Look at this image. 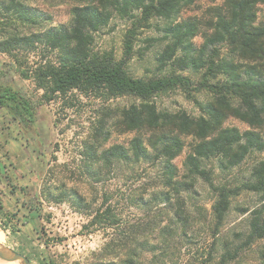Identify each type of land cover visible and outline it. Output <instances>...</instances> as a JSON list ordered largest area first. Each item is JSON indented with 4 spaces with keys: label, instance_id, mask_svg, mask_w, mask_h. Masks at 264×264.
<instances>
[{
    "label": "trees",
    "instance_id": "1",
    "mask_svg": "<svg viewBox=\"0 0 264 264\" xmlns=\"http://www.w3.org/2000/svg\"><path fill=\"white\" fill-rule=\"evenodd\" d=\"M72 1L71 22L47 26L52 22L50 14L21 0H0V53L13 57L21 76L33 80L43 91L40 100L32 101L22 92L2 86L0 110L18 125L30 127L44 102L76 92L103 103L99 126L91 141L83 144L79 163L62 164L58 166L63 169L59 173L54 169L46 172L41 179L38 203L70 204L89 218L86 228L106 230L120 223L110 204L112 197L105 194L101 206L90 210L78 184L86 182L97 191V185L123 165L160 163L166 191L155 199L158 204L170 205L180 226L163 225L164 220L157 215L150 221L127 225L126 235L112 238L104 247L105 259L97 264H166L171 249L167 240L175 233L180 239L187 236L189 228L181 206L177 210L172 207V193L192 191L199 179L209 184L217 195L213 206L215 236L226 222L232 198L243 189L264 198V19H259L264 0H225L221 6L209 8L203 18L184 20H179L182 11L197 0ZM115 16L131 22L120 58L113 51L95 48L97 36ZM154 19L166 22L163 31L167 43L155 59L158 70L166 74L137 77L129 67L136 56L138 35L140 30L152 28ZM198 37L203 39L201 44L196 42ZM40 46L54 53V57L43 58L31 70H24L25 61L19 53L32 54ZM187 72L196 74L197 79ZM177 90L198 105L199 116L185 110L159 109L156 99ZM196 93L207 94V100H198ZM126 97L135 101L124 107L107 105ZM231 119L248 128L241 130L229 125ZM115 133L135 136L127 145L105 146ZM186 138H192L193 143L183 164L186 180L181 181L174 162L183 154ZM254 153L263 157L253 165L250 179L242 188L215 186L205 166L207 161L217 159L223 171H232ZM77 173L80 179L74 178ZM68 174L73 176L67 178ZM140 199L144 206L149 205L143 196ZM4 209L0 196V212L10 224L13 217ZM243 212L250 215L246 236L240 246L225 247L219 264L236 261L244 249L264 240V205ZM5 224L2 222L4 227ZM154 234L160 236V242L151 243L148 238L141 241L142 237ZM124 253L125 259L121 256ZM145 254H153L149 262L144 260Z\"/></svg>",
    "mask_w": 264,
    "mask_h": 264
},
{
    "label": "rangeland",
    "instance_id": "2",
    "mask_svg": "<svg viewBox=\"0 0 264 264\" xmlns=\"http://www.w3.org/2000/svg\"><path fill=\"white\" fill-rule=\"evenodd\" d=\"M26 5L38 8L52 16L49 25L69 24L71 22L72 0H21ZM225 0H197L185 8L179 20L203 18L209 8L221 6ZM259 19H264V5L260 6ZM152 28L140 30L136 42V56L131 61L129 70L137 77L162 76L166 71H159L156 55L162 51L167 41L164 40L163 27L166 22L154 19ZM131 22L115 16L110 26L97 36L96 49L113 51L118 58L123 56V44ZM202 37L196 42L201 44ZM46 56V57H44ZM25 61L24 70H31L43 58L54 57L45 47L40 46L34 53H19ZM14 58L0 53V87H11L25 94L32 101H38L43 95L33 80L24 79L18 72ZM21 72V71H20ZM197 79L196 74L187 72ZM198 100L206 101L208 95L196 93ZM133 98H120L109 102L113 108L131 105ZM160 110L177 112L185 110L192 116L201 114L196 103L180 91L164 94L156 99ZM103 103L87 98L78 93L44 102L36 111V121L30 127L18 125L5 111L0 110V196L5 211L13 219L9 224L0 212V236L2 246L27 256L32 264H97L105 259L104 247L112 238H122L127 233V225L150 221L157 215L164 220L163 225L177 228L179 220L170 205L158 204L155 199L166 191L164 171L160 163L141 162L123 165L110 174L108 179L97 185V191L86 183L78 186L90 204V210H97L103 196L112 197L110 204L116 211L120 223L106 230L98 227L86 228L89 218L74 210L70 204L38 203L41 179L54 169L59 173L62 164H76L80 161V152L85 142H90L94 129L102 118ZM231 126L246 130L248 126L239 120L231 119ZM135 133H115L105 145L114 143L128 144ZM187 146L183 154L175 160L180 170V180L185 179L184 161L191 150L192 138H186ZM263 155L251 154L244 163L232 171H223L217 159L205 163L215 186L226 185L232 189L242 188L250 179L253 165ZM68 174L66 177L71 178ZM78 173L75 179H80ZM85 180V178H83ZM143 196L149 205L143 204ZM217 201L216 192L203 180L196 181L192 191H182L180 195L172 193L171 203L174 210L181 206L183 218H188V235H173L167 242L171 245L166 255V264H219L225 247L240 246L248 231L249 213L244 209L254 210L264 205L262 194L242 190L232 198V205L226 222L218 235H214L213 206ZM166 209L160 213V209ZM40 212V213H39ZM40 214L42 216H40ZM8 221V222H7ZM5 224V226L2 225ZM8 223V225H7ZM144 236L151 243L160 242V236ZM211 253V256H209ZM158 256L161 251L157 252ZM123 259L127 254L121 255ZM153 254H145L149 262ZM264 240L244 249L236 261L230 264H263Z\"/></svg>",
    "mask_w": 264,
    "mask_h": 264
},
{
    "label": "water",
    "instance_id": "3",
    "mask_svg": "<svg viewBox=\"0 0 264 264\" xmlns=\"http://www.w3.org/2000/svg\"><path fill=\"white\" fill-rule=\"evenodd\" d=\"M0 260L6 262H16L19 264H32L27 256L14 250H10L2 245H0Z\"/></svg>",
    "mask_w": 264,
    "mask_h": 264
},
{
    "label": "bare ground",
    "instance_id": "4",
    "mask_svg": "<svg viewBox=\"0 0 264 264\" xmlns=\"http://www.w3.org/2000/svg\"><path fill=\"white\" fill-rule=\"evenodd\" d=\"M0 241L3 242L2 235L0 236ZM0 245H2V243H0ZM0 264H19V263H16V262H6V261H3V260H0Z\"/></svg>",
    "mask_w": 264,
    "mask_h": 264
}]
</instances>
